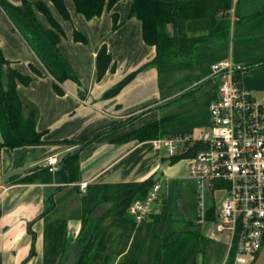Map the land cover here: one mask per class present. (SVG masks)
I'll list each match as a JSON object with an SVG mask.
<instances>
[{"label": "trees", "instance_id": "trees-1", "mask_svg": "<svg viewBox=\"0 0 264 264\" xmlns=\"http://www.w3.org/2000/svg\"><path fill=\"white\" fill-rule=\"evenodd\" d=\"M50 1L63 18L71 19L64 0ZM73 1L76 10L87 20H91L101 16L105 8L112 9L118 0ZM0 6L54 77L53 87L58 94H64L62 83L67 80L81 83L58 47L64 30L44 1L22 0L16 4L11 0H0ZM35 7L46 16L51 28L41 25ZM129 16H136L141 20L143 39L146 44L155 46L156 54L109 88L104 97L118 94L140 71L155 66L159 73L161 97L165 99L158 106H169L193 90L190 87L192 83L189 82L201 80L210 74L212 63L229 54L231 43L233 57L244 65V70L264 64V0H132ZM120 24L118 13L113 12L112 30H116ZM73 38L75 41L88 42L86 34L78 29L74 30ZM32 68L36 73L39 72L35 67ZM115 68L116 63L107 44L101 43L96 54L97 80H101L108 70ZM183 70H188V74L174 80V72ZM31 81L30 75L11 66V61L0 48L2 146L43 143L44 132L36 129L37 108L31 106L25 115L27 102L18 90L19 83L29 85ZM216 91L217 85L213 92L207 94L200 108L180 106L114 140L119 143L144 142L164 135L189 133L198 126L207 125L210 121L209 103L216 96ZM145 111L130 115L111 128L123 126ZM107 130L110 129L102 130L94 137ZM91 140L93 137L64 155L60 159V168L55 173L46 166L43 170L19 179L22 182L39 179L60 184L46 197V209L41 214L45 218L44 262L63 264L69 251L77 247L78 254L73 264H107L113 255L118 257L116 264H197L198 255L204 256L212 241L202 232L199 223H196L199 214L195 218H185L178 222L173 217L172 205L168 201H165L162 213L149 215L148 218L153 219L150 222L147 218L137 223L128 212L130 204L135 199L144 198L159 176L151 174L143 180L134 181L90 182L86 192L81 191L77 183L82 175L80 151ZM59 142L77 143L70 139ZM196 150L197 146H193L185 152L163 157L162 160L173 165L183 158L193 156ZM70 183H74L71 191L80 196L77 216L81 220V228L76 235L69 231V217L56 212L58 199L55 198V193ZM189 191L190 196L195 197V203L190 204H194L197 209L199 193L196 187L189 188ZM103 203L111 205L101 216L93 218V211ZM204 216L207 222L214 221V205L206 209ZM143 226L150 228L151 232L143 234ZM115 229L118 232L114 237ZM29 231L34 241L29 253L32 256L35 253L36 234L31 227ZM144 254H147L146 261L142 259ZM233 254L230 251L225 264H233Z\"/></svg>", "mask_w": 264, "mask_h": 264}, {"label": "crops", "instance_id": "crops-1", "mask_svg": "<svg viewBox=\"0 0 264 264\" xmlns=\"http://www.w3.org/2000/svg\"><path fill=\"white\" fill-rule=\"evenodd\" d=\"M11 1L18 4L22 0ZM30 1H44L61 24L64 35L61 36L58 47L81 83L67 80L62 83L64 94H58L53 87L54 77L0 6V48L11 61L12 67L32 77L29 85L19 83L18 90L27 102L25 115L31 106H35L36 129L44 132L43 143L40 144L16 147L0 145V264H46L45 218L41 214L46 209V197L60 184L39 179L22 182L19 179L46 168L50 155H57L61 159L75 150L81 142L93 137L80 151V181L104 183L143 180L158 169L161 177L178 180L172 168L165 167L162 155L159 158L162 164H159L158 169L155 170L157 161L153 168L140 172L141 178L133 174L135 160H139V155L133 154L144 142L152 140L123 143L114 140L130 130L158 119L162 115V108L166 107L158 106L165 99L161 97L159 73L155 66L140 71L118 94L104 97L109 88L156 54L155 46L146 44L143 39L141 20L136 16H129L132 0H118L112 9L105 8L101 16L91 20H87L76 10L73 0H64L71 19L63 18L50 0ZM35 12L44 28L52 27L46 16L36 7ZM113 12L118 13L121 23L116 30H112ZM75 29L86 34L87 43L74 40ZM103 42L112 53L116 68L108 70L101 80H97L96 54ZM32 66L39 72L36 73ZM245 84L249 87L250 80H245ZM251 84L254 85L252 82ZM144 110L146 111L133 121L111 128L120 120ZM106 129L110 130L94 137L96 133ZM62 139L77 143L59 142ZM0 141H3L1 133ZM73 184H65L62 190L55 193V198L58 199V208L55 211L58 214L65 215L72 209L79 195L71 191ZM68 225L70 229L69 221ZM30 227L36 234L35 253L32 256L29 253L34 241ZM72 227L76 235L81 228V220ZM207 236L212 239L209 249L212 246L222 251L226 249V243L212 235ZM226 255L227 249L222 264L226 263ZM200 256L198 255L197 264ZM236 264H264V245L255 257H247L244 262Z\"/></svg>", "mask_w": 264, "mask_h": 264}, {"label": "built area", "instance_id": "built-area-1", "mask_svg": "<svg viewBox=\"0 0 264 264\" xmlns=\"http://www.w3.org/2000/svg\"><path fill=\"white\" fill-rule=\"evenodd\" d=\"M243 71L244 65L234 59L232 50L212 63L205 78L215 82L217 91L209 103V124L193 132L152 139L154 148L164 150L166 157L197 146L187 158V176L203 192L221 193L213 204V223L226 236L227 257L233 251L234 264L255 257L264 245V88L245 86ZM46 166L55 173L60 158L48 156ZM161 181L157 179L144 198L130 204L128 212L137 223L155 212ZM89 183H78L83 193ZM198 193L200 197L202 192Z\"/></svg>", "mask_w": 264, "mask_h": 264}, {"label": "rangeland", "instance_id": "rangeland-1", "mask_svg": "<svg viewBox=\"0 0 264 264\" xmlns=\"http://www.w3.org/2000/svg\"><path fill=\"white\" fill-rule=\"evenodd\" d=\"M190 33V32H189ZM232 45L233 43L230 44L229 50H232ZM188 70H183V71H175L173 74L174 80H177L184 75L188 74ZM205 78L194 81V82H189L192 83L190 84V87H193V90L188 93L184 98L172 103L169 106H166L165 108H162V114L171 112L174 109H178L180 106H184L185 108H200L203 106L205 102V98L209 92H213L215 90V82L212 79L209 80H204ZM250 80L249 87L253 90L256 89H262L264 88V64L262 65H256L253 67H250L249 69H246L242 73V80L245 86V80ZM251 82L254 84L252 85ZM161 93V89H160ZM162 94V93H161ZM193 132V131H192ZM153 146L152 142H144L133 154V156L139 155V160H135V166L133 168V174L138 175L137 178H141V171L149 170V168H153L156 162L158 161V165L155 168H159V164L162 162H159L162 155L163 157H166L164 150L158 152ZM160 158V159H159ZM88 161H91L89 159ZM188 159L183 158L177 163L171 165L169 164L168 161H165L164 165L167 168L170 166L173 170V173H175L176 176H178V180L175 178H163L161 177V172L160 169L158 171L152 172L155 176H159L158 179L162 178V188H161V197L158 200L156 206H155V212L154 213H162L163 211V206L165 204V201L169 199V194L171 193V190L180 192L182 202H181V212L186 218H195L197 214L198 218H196V223H199V227L202 230V232L206 235H212L214 238H217L224 243H226L227 246V239L224 234L218 233L215 230L214 223L213 221H208L205 220V210L206 208L213 206L215 201L220 197L219 192L213 194H210L208 192H203L202 189H198L196 185V181L192 178H190L187 173L188 169ZM167 172V171H165ZM196 187L198 192H202V195L200 196L199 203L196 207H194V204L191 205L190 202L195 203V197L192 195L190 196V191L189 188L194 189ZM180 189V190H179ZM197 194V193H196ZM215 196V197H214ZM79 195H77V199L75 200V203L72 206V209L69 210V212L65 215L69 216V222L71 228L69 229L70 232L74 233L72 225L74 223H78L80 221L79 217L77 216L78 211H79ZM184 197V198H183ZM197 203V199H196ZM178 213V211H176ZM69 214V215H68ZM177 218H182V217H177ZM204 219V220H203ZM152 217L148 218V222L152 221ZM177 219L178 222H182V220ZM157 229L159 230V226H157ZM118 230H114V237L116 236ZM143 234L147 232H151V229L148 227L143 226L142 230ZM75 234V233H74ZM148 238L150 241V234L148 233ZM227 249V247H226ZM226 249L223 251L218 250L216 246H212L211 249H209L204 256H200V261L199 264H222V260L224 257V252H226ZM204 257V258H203ZM147 254H144L142 259L143 261H146ZM227 258V255H226ZM145 264V263H142Z\"/></svg>", "mask_w": 264, "mask_h": 264}, {"label": "water", "instance_id": "water-1", "mask_svg": "<svg viewBox=\"0 0 264 264\" xmlns=\"http://www.w3.org/2000/svg\"><path fill=\"white\" fill-rule=\"evenodd\" d=\"M179 26V23L177 24V27ZM171 29L173 30V23L170 24ZM110 203H103L100 204L92 213V217L96 218L101 216L110 206ZM77 247H73L68 255L67 258L63 261V264H73V262L75 261V259L77 258ZM118 260V257L116 255H113L111 257V259L109 260V262L107 264H116Z\"/></svg>", "mask_w": 264, "mask_h": 264}, {"label": "flooded vegetation", "instance_id": "flooded-vegetation-1", "mask_svg": "<svg viewBox=\"0 0 264 264\" xmlns=\"http://www.w3.org/2000/svg\"><path fill=\"white\" fill-rule=\"evenodd\" d=\"M167 201L172 205L173 217L176 220L177 219L181 220V219H185L186 218L184 216H181V215H184V214L181 212V207L180 206H181L182 198H181V195H180L179 191H176L174 193V191L171 190V193L169 194V199ZM176 211H178V213ZM177 217H182V218H177Z\"/></svg>", "mask_w": 264, "mask_h": 264}]
</instances>
